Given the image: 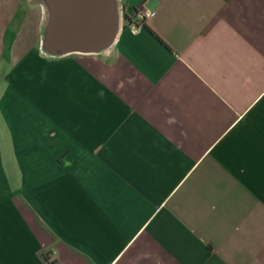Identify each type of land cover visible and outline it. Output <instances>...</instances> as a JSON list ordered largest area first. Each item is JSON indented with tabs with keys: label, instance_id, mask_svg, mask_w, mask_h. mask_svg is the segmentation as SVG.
<instances>
[{
	"label": "crops",
	"instance_id": "0c3cea01",
	"mask_svg": "<svg viewBox=\"0 0 264 264\" xmlns=\"http://www.w3.org/2000/svg\"><path fill=\"white\" fill-rule=\"evenodd\" d=\"M115 3L52 54L0 0V264H264V0Z\"/></svg>",
	"mask_w": 264,
	"mask_h": 264
},
{
	"label": "water",
	"instance_id": "95a60500",
	"mask_svg": "<svg viewBox=\"0 0 264 264\" xmlns=\"http://www.w3.org/2000/svg\"><path fill=\"white\" fill-rule=\"evenodd\" d=\"M44 48L52 54L95 51L115 28L112 0H47Z\"/></svg>",
	"mask_w": 264,
	"mask_h": 264
},
{
	"label": "built area",
	"instance_id": "2783aa9c",
	"mask_svg": "<svg viewBox=\"0 0 264 264\" xmlns=\"http://www.w3.org/2000/svg\"><path fill=\"white\" fill-rule=\"evenodd\" d=\"M151 12L147 9H136L133 19L127 24L131 29L137 30L143 24V20L149 16Z\"/></svg>",
	"mask_w": 264,
	"mask_h": 264
},
{
	"label": "trees",
	"instance_id": "16d2710c",
	"mask_svg": "<svg viewBox=\"0 0 264 264\" xmlns=\"http://www.w3.org/2000/svg\"><path fill=\"white\" fill-rule=\"evenodd\" d=\"M136 13V8L132 6H123V20L125 21L126 25L133 19L134 14Z\"/></svg>",
	"mask_w": 264,
	"mask_h": 264
},
{
	"label": "bare ground",
	"instance_id": "6f19581e",
	"mask_svg": "<svg viewBox=\"0 0 264 264\" xmlns=\"http://www.w3.org/2000/svg\"><path fill=\"white\" fill-rule=\"evenodd\" d=\"M112 4H113V10H114V12L116 11V18H115V19L117 20V22H119V21H118V18H119V17H118V14H117V8H116L115 0H112Z\"/></svg>",
	"mask_w": 264,
	"mask_h": 264
},
{
	"label": "rangeland",
	"instance_id": "374dc122",
	"mask_svg": "<svg viewBox=\"0 0 264 264\" xmlns=\"http://www.w3.org/2000/svg\"><path fill=\"white\" fill-rule=\"evenodd\" d=\"M118 10H119V9H118ZM119 11H120V12H119V13H120L119 15L122 16V15H121V9H120ZM122 14H123V12H122Z\"/></svg>",
	"mask_w": 264,
	"mask_h": 264
}]
</instances>
